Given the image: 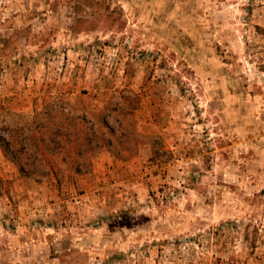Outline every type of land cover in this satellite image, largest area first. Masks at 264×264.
Masks as SVG:
<instances>
[{"label":"rangeland","instance_id":"374dc122","mask_svg":"<svg viewBox=\"0 0 264 264\" xmlns=\"http://www.w3.org/2000/svg\"><path fill=\"white\" fill-rule=\"evenodd\" d=\"M41 124L0 264H264V0H0V132Z\"/></svg>","mask_w":264,"mask_h":264},{"label":"trees","instance_id":"16d2710c","mask_svg":"<svg viewBox=\"0 0 264 264\" xmlns=\"http://www.w3.org/2000/svg\"><path fill=\"white\" fill-rule=\"evenodd\" d=\"M47 110V106L44 108ZM48 113V112H45ZM48 127L45 124L33 126V125H22L21 127L16 126L14 130H10L6 132V135L0 132V149L2 150L4 156L8 158L17 168L19 174L26 175L27 167H34L36 164L41 168H50L52 171L55 167H58L59 161L56 156L64 151V148L61 145V137L64 138L69 137L71 139L72 133L67 132L64 133L62 129L56 127L54 131H52L51 136H46ZM77 129L75 140L78 142V146L75 147L76 154L78 160L88 158V154L90 153L89 141L87 134L82 132L79 128ZM46 137H60L57 140H52L53 147L48 145L46 141ZM12 137V140H11ZM53 138V139H55ZM25 155H29V157L25 158L26 162L22 161L21 158ZM72 154L66 156L61 161H68L73 170L77 173H80L81 164L78 163L77 160L73 158L70 161L67 157H71ZM40 157V158H38ZM2 180L0 178V189H1Z\"/></svg>","mask_w":264,"mask_h":264},{"label":"crops","instance_id":"0c3cea01","mask_svg":"<svg viewBox=\"0 0 264 264\" xmlns=\"http://www.w3.org/2000/svg\"><path fill=\"white\" fill-rule=\"evenodd\" d=\"M1 155V154H0ZM0 158H1V156H0ZM1 160V159H0Z\"/></svg>","mask_w":264,"mask_h":264}]
</instances>
